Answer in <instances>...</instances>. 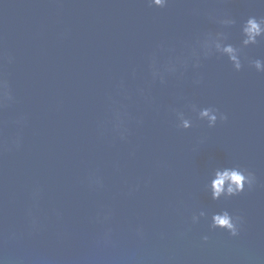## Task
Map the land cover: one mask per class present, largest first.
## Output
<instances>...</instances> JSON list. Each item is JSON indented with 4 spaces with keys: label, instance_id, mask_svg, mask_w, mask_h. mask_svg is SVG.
I'll return each instance as SVG.
<instances>
[{
    "label": "water",
    "instance_id": "95a60500",
    "mask_svg": "<svg viewBox=\"0 0 264 264\" xmlns=\"http://www.w3.org/2000/svg\"><path fill=\"white\" fill-rule=\"evenodd\" d=\"M225 15L238 44L239 21L264 16V3L0 0V77L14 97L0 107V264H264V73L212 56L199 84L189 68L161 85L146 66L157 45L179 51ZM243 55L264 59V41ZM109 97L129 114L125 140L108 123ZM185 100L227 120L208 128L190 113L194 126L177 129L169 107ZM233 164L255 185L211 200L209 172ZM221 208L243 217L238 236L191 222Z\"/></svg>",
    "mask_w": 264,
    "mask_h": 264
},
{
    "label": "clouds",
    "instance_id": "9594fccd",
    "mask_svg": "<svg viewBox=\"0 0 264 264\" xmlns=\"http://www.w3.org/2000/svg\"><path fill=\"white\" fill-rule=\"evenodd\" d=\"M170 0H147L148 5L157 8H165L169 5ZM264 3V0H261ZM221 27L215 31H207L194 36L191 40L185 41L179 51L172 46L164 44L157 45L156 50L152 51L146 57V66L149 83L159 82L161 85L167 82L169 77L183 78L186 71L191 68L193 71V84L201 82V75L196 72L199 69L204 59L217 56L224 57L231 64L235 71H240L243 67V62L246 59L247 64L255 69L258 73H264V59L261 58H246L244 57V49L250 45H256L264 41V16L249 15L239 21L240 40L238 44L229 41V36L224 28L231 27L237 24L236 19L230 15L222 17H210ZM135 74V69H133ZM118 89L122 90V95L125 99L128 98V93L123 91L124 85L121 81ZM140 95H144V89H138ZM184 99L183 97H181ZM111 103L109 110L111 112L108 123L111 125L112 133L125 140L129 133V114L126 111V106L121 102L109 97ZM14 100L8 83L0 77V107ZM186 109V110H185ZM169 111L174 115V124L177 129H189L194 126V120L190 113H194L196 120L205 122L208 128L214 127L218 121L227 120L225 113L221 112L215 106H199L197 103L185 100L183 108L170 106ZM137 124L141 120L137 119ZM103 126V125H102ZM203 138H200L202 142ZM12 143L19 147V138L17 137ZM99 177L92 176L89 178L90 185H100ZM256 183L255 174L247 168L240 165H220L213 167L208 174L204 188L209 194L211 200L227 199L239 195L245 189H252ZM201 218L208 219L209 229H221L229 236L236 237L240 234L243 224V217L230 212L226 208H221L218 211L207 212L200 209L193 212L191 222L198 223ZM35 224V220H33ZM202 240L207 241L208 235H203Z\"/></svg>",
    "mask_w": 264,
    "mask_h": 264
}]
</instances>
